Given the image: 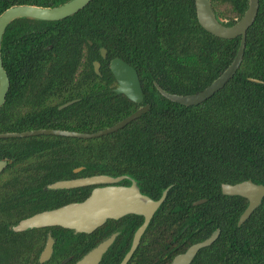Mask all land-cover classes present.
Instances as JSON below:
<instances>
[{
  "label": "trees",
  "instance_id": "obj_1",
  "mask_svg": "<svg viewBox=\"0 0 264 264\" xmlns=\"http://www.w3.org/2000/svg\"><path fill=\"white\" fill-rule=\"evenodd\" d=\"M67 1L0 0V14L16 4L53 7ZM211 2L227 25L248 8V0ZM240 41V36L222 38L207 31L196 0H92L60 20L13 21L2 41L11 87L0 107V133L40 128L96 132L140 105L150 109L96 138H0V160H8L0 177V264H41L49 231L56 240L50 264L74 255L72 263L105 238L110 222L91 234L61 226L13 229L37 212L81 201L91 189L51 188L54 182L98 174L125 175L124 184L135 179L154 199L169 188L129 264H168L177 251L218 228V238L201 248L191 264H264V197L240 223L249 199L222 191L226 183L246 180L264 186V0L247 32L242 64L224 87L197 105L173 101L158 89L179 95L204 90L232 63ZM115 57L137 70L142 103L115 91L110 68ZM94 61L100 62V73ZM200 199L206 200L195 204ZM130 216L124 219L133 222L132 237L143 217ZM170 237L185 240L181 250L175 246L160 254L151 249L158 239L166 249ZM129 245L127 240L121 253H107L102 263L119 264Z\"/></svg>",
  "mask_w": 264,
  "mask_h": 264
},
{
  "label": "water",
  "instance_id": "obj_2",
  "mask_svg": "<svg viewBox=\"0 0 264 264\" xmlns=\"http://www.w3.org/2000/svg\"><path fill=\"white\" fill-rule=\"evenodd\" d=\"M91 1L92 0H68L63 4L53 7L34 4H16L5 9L0 14V107L6 102L7 94L11 87L10 77L4 67L2 58V41L8 26L19 18H34L51 21L60 20L75 14ZM259 7L260 0H248V8L241 19L233 25H227L224 23L225 20L216 14L211 0H196L199 21L207 31L222 38L241 37L237 54L226 70L204 90L194 94L179 95L169 93L158 86L161 93L178 103L184 105H197L204 102L224 87L236 74L242 64L246 48L247 32L257 18ZM102 54L103 56L106 55V49L102 48ZM94 66L96 72L100 73V62L95 61ZM111 70L118 82L115 91L119 94H125L136 103H142L144 101V91L137 70L120 57L112 59ZM75 101L76 100H71L66 102L60 105L59 108H65ZM149 109L150 105L145 104L118 123L96 132L40 128L22 132H2L0 133V138L26 137L41 134L63 135L85 139L96 138L118 131L133 120L141 117ZM5 166L6 161L0 160V172ZM79 170L80 168L75 171ZM125 177L127 176L113 177L100 174L56 181L50 185L51 188H73L99 183H106L109 185L95 188L83 201L68 203L29 216L21 220L14 229L16 231H23L31 228L58 225L75 230L76 232L90 233L102 225L108 218H119L128 213L142 214L145 220L136 231L132 247L121 262V264H127L153 215L165 200L169 188L165 189L162 196L155 200L140 191L135 179H132L133 182L130 186L116 184ZM222 191L225 194L242 195L249 199V205L241 215L240 223L248 218L264 197V186L256 184L252 180H246L236 184L226 183L222 186ZM205 200L206 199L197 200L195 204L202 203ZM220 231L221 230L218 228L206 239L192 244L186 251L176 255L170 264H191L199 250L211 245L218 238ZM110 242L111 240H107L101 243L84 256L77 264H98ZM51 251L52 238L48 240L42 259H46Z\"/></svg>",
  "mask_w": 264,
  "mask_h": 264
},
{
  "label": "flooded vegetation",
  "instance_id": "obj_3",
  "mask_svg": "<svg viewBox=\"0 0 264 264\" xmlns=\"http://www.w3.org/2000/svg\"><path fill=\"white\" fill-rule=\"evenodd\" d=\"M47 48H50V46L49 47H47ZM106 56V55H105ZM113 59V58H112ZM112 59H111V61H112ZM111 61H110V68H111ZM95 62V61H94ZM95 67V66H94ZM100 67H101V64H100ZM113 73V72H112ZM114 75V74H113ZM115 79H116V77H115ZM117 81V80H116ZM117 86H118V82H117ZM116 86V87H117ZM8 95V94H7ZM74 100H76V99H74ZM69 102V101H68ZM145 105V104H144ZM141 106H143V105H140L139 107H141ZM1 160H5L6 161V166L1 170V172H0V177L3 175V172L5 171V169L7 168V165H8V160H6V159H1ZM98 175H100V174H98ZM93 176V175H92ZM86 177H89V176H86ZM76 178H79V177H76ZM71 179H74V178H71ZM125 179V178H124ZM124 179H122L120 182H118V183H116V184H118V185H126V186H130L131 184H132V180H131V183L130 184H124V183H121ZM65 180V179H64ZM137 182V181H136ZM106 185H109V184H106V183H99V184H92V185H87V186H91V189H90V193L88 194V196L91 194V192L95 189V188H97V187H103V186H106ZM137 185H138V187H139V189H140V191L142 192V190H141V188H140V186H139V184H138V182H137ZM80 187H83V186H80ZM73 188H76V187H73ZM143 193V192H142ZM145 194V193H144ZM147 195V194H146ZM88 196H86L84 199H82L81 201H83V200H85ZM149 196V195H148ZM152 198V197H151ZM154 199V198H153ZM155 200H157V199H155ZM74 202H79V201H74ZM70 203H72V202H70ZM68 204V203H67ZM162 205V204H161ZM54 209V208H53ZM159 209V208H158ZM157 209V210H158ZM41 212V211H40ZM157 212V211H156ZM155 212V213H156ZM38 213V212H37ZM36 214V213H35ZM34 215V214H33ZM130 215H138V216H142L143 217V222H144V220H145V217H144V215H142V214H137V213H128V214H125V215H123V216H121V217H119V218H108L102 225H100L99 227H102L103 225H106V224H110V225H108V228L106 229V233H105V238H103L102 240H100V241H98L94 246H92L91 248H89L87 251H86V253H84V255H82L79 259H77V260H75L74 262H72L71 263V261H72V259H74L75 258V256L74 255H69L68 257H66L64 260L62 259V261H61V256L56 260V261H58L59 259H60V261L59 262H57L58 264H77L84 256H86L89 252H91L92 250H94L97 246H99L101 243H103V242H105V241H107V240H111V242H110V244H109V246H108V248H107V250L103 253V255H102V258L100 259V261L98 262V264H103L102 263V261L104 260V258H105V256L107 255V253H110L111 254V252H113V253H121L122 251H124L125 250V246H123V245H125L126 243H127V240H129V248H128V250L125 252V255L127 254V252L131 249V247H132V244H133V240H134V237H135V233H136V231L138 230V228L143 224V222L134 230V232H133V235H132V237L131 236H129L128 235V232H129V230L132 228V225H133V222H132V220L131 219H128L129 217L128 216H130ZM155 215V214H154ZM154 215H153V217H154ZM32 216V215H31ZM124 217H128V218H125L124 219ZM131 217V216H130ZM152 217V218H153ZM25 219V218H24ZM21 220H23V219H21ZM20 220V221H21ZM152 220V219H151ZM19 221V222H20ZM110 222V223H109ZM151 222V221H150ZM150 224V223H149ZM17 225V224H16ZM16 225H14L13 226V229H14V227L16 226ZM56 226H58V225H56ZM149 226V225H148ZM148 226H147V228H148ZM180 225H177V227H179ZM45 227H47V226H45ZM49 227H52V226H49ZM62 227V226H61ZM98 227V228H99ZM98 228H96L95 230H97ZM147 228H146V230H147ZM187 228H188V225H185V227H184V229H183V231H185V230H187ZM15 230V229H14ZM94 230V231H95ZM146 230H145V232H146ZM24 231V230H23ZM75 231V230H74ZM94 231H92V232H90V233H87V234H91V233H93ZM76 232V231H75ZM144 232V233H145ZM76 233H86V232H76ZM103 233V232H102ZM144 233H143V235H144ZM143 235L141 236V239H140V241H139V244L137 245V247L135 248V250H134V253L132 254V256L135 254V252L139 249V247H140V244H141V241H142V237H143ZM167 236H169V235H167ZM50 238H52V251H51V253H50V255L46 258V259H42V256H43V253H44V251H45V249H46V246H47V243H48V240L50 239ZM206 239V238H205ZM55 239H54V237L52 236V234H51V231H49V233H48V236H47V240H46V243H45V245H44V247L41 249V251H40V253H39V257H38V263H41V264H50V263H48V261H50L51 259H53V255H54V251H55ZM169 241H170V246H168L166 249H164V248H162L163 247V240H161V239H158V240H156L155 242H156V245H151V243H150V245H151V249L152 250H155V251H157V252H159L160 254H164L165 252L167 253L168 252V250L169 249H171L172 247H177L176 249H180L181 250V248L183 247V245L185 244V240L184 241H182L181 240V237H178V238H176V239H174L173 237H170V239H169ZM202 241V240H201ZM153 242V241H152ZM197 242H199V241H197ZM197 242H195V243H197ZM194 244V243H193ZM192 245V244H191ZM191 245H189L185 250H181V251H177V253L172 257V259H171V261L168 263V264H170L171 262H172V260L174 259V257L176 256V255H178L179 253H182V252H184V251H186ZM125 255H124V257H125ZM132 256H131V258H132ZM124 257H123V259H124ZM130 258V259H131ZM164 258L166 259L167 258V255L165 254L164 255ZM122 259V260H123ZM122 260H121V262H122ZM55 261V262H56ZM130 261V260H129ZM129 261L127 262V264H129ZM121 262L119 263V264H121ZM25 264V263H24ZM26 264H28V263H26ZM52 264V263H51ZM105 264V263H104ZM107 264H114V263H107ZM135 264H137V263H135ZM140 264H141V262H140Z\"/></svg>",
  "mask_w": 264,
  "mask_h": 264
},
{
  "label": "rangeland",
  "instance_id": "obj_4",
  "mask_svg": "<svg viewBox=\"0 0 264 264\" xmlns=\"http://www.w3.org/2000/svg\"><path fill=\"white\" fill-rule=\"evenodd\" d=\"M222 8L223 9H226V6H222ZM223 20H225L226 21V19L224 18V17H222V16H220Z\"/></svg>",
  "mask_w": 264,
  "mask_h": 264
}]
</instances>
